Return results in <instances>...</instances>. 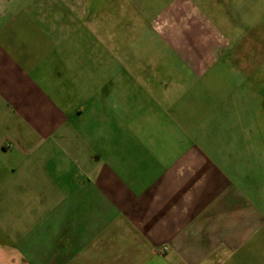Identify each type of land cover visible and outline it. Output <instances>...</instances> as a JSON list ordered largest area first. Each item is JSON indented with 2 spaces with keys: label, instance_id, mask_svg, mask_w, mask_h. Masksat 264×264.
I'll use <instances>...</instances> for the list:
<instances>
[{
  "label": "crops",
  "instance_id": "crops-1",
  "mask_svg": "<svg viewBox=\"0 0 264 264\" xmlns=\"http://www.w3.org/2000/svg\"><path fill=\"white\" fill-rule=\"evenodd\" d=\"M56 1L68 30L99 38L100 69L117 72L64 112L26 58L0 45V264H264V210L251 200L264 177H230V154L206 150L230 111L213 87L245 0L206 1L211 16L163 0L149 25L172 59L160 63L112 40L152 0ZM15 2L0 0V26Z\"/></svg>",
  "mask_w": 264,
  "mask_h": 264
},
{
  "label": "rangeland",
  "instance_id": "rangeland-1",
  "mask_svg": "<svg viewBox=\"0 0 264 264\" xmlns=\"http://www.w3.org/2000/svg\"><path fill=\"white\" fill-rule=\"evenodd\" d=\"M189 1L205 15H212L210 6L204 4L211 0ZM42 2L16 0L10 10L14 22L9 25L3 22L0 26V45L12 51L16 59L26 58L44 90L56 98L60 110L66 112L68 98L74 99L76 104L82 102L90 88L89 82L95 84L99 78H113L117 71L100 69L96 51L100 48L95 46L99 38L83 37L78 23H71L68 30L66 11L60 1L53 0L52 5ZM237 4L234 2L232 22L237 28V37L227 34L232 44L224 60L227 70L216 75L225 85L219 83L213 87L218 109L225 107L226 103L222 102L228 94L230 111L225 112L227 116L214 120L218 130L214 134L217 150H211L210 144L206 150L213 161H221L230 154L234 162L228 167L222 166L230 177H264V0H245L241 7ZM143 8L145 11L141 12L139 21L121 23L122 30L112 36V40L119 48L137 49L133 57L138 61L150 58L155 63L167 62L170 58L162 52V43L149 28L150 21L163 9V0H152ZM240 18L255 26L245 37L243 31L248 22H240ZM101 58L113 67L114 61L107 54ZM111 88L114 87H108ZM233 131L235 133H229ZM222 141L229 142V147H225L229 150L221 147ZM260 183L264 185V179ZM251 200L264 210V190L260 198L251 197Z\"/></svg>",
  "mask_w": 264,
  "mask_h": 264
}]
</instances>
